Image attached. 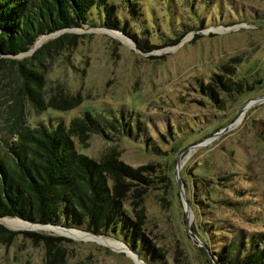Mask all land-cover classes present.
<instances>
[{"label": "rangeland", "instance_id": "obj_1", "mask_svg": "<svg viewBox=\"0 0 264 264\" xmlns=\"http://www.w3.org/2000/svg\"><path fill=\"white\" fill-rule=\"evenodd\" d=\"M108 2L126 32L105 27L103 14L92 7L86 23L44 39L43 44L68 35L30 61L40 76L43 106L39 111L21 96L17 64L0 66V147L3 139L14 140L8 126L16 117L30 126L44 123L54 129L60 123L67 128L86 111L103 119L130 112L131 125L139 122L143 132L134 129L133 136H127L110 129L91 133L84 144L72 139L77 153L98 160L113 149L120 160L139 169L144 179L133 180L126 206L135 213L141 211V231L152 250L129 247L138 253L137 261L127 247L117 246L125 243L116 234L86 231L94 235L88 237L81 230L84 235L76 237L3 222L14 233L9 240H0V264H44V239L25 232L63 238L49 254L58 252L65 264H151L150 260L157 264H215L210 249L188 233L184 199L176 181L178 156L181 189L190 207L193 196L198 199L201 195L200 181L216 187L225 183L241 189L236 190L238 195L252 194L236 209L227 201L237 196L221 188L217 197L229 206L210 208L208 204L204 208L209 210L207 216L223 219L230 230L264 232V99L240 113L245 103L264 96V0ZM132 2L137 3L135 13L130 10ZM41 46L11 58L25 60ZM225 64L232 70L221 69ZM215 74L245 78L248 88L232 100L231 93L217 82L214 100L206 86ZM66 94H79L82 102L69 109L47 106L49 98L61 100ZM219 132L220 137L210 144L181 152ZM191 212L189 229L198 238L193 230L198 217L192 208Z\"/></svg>", "mask_w": 264, "mask_h": 264}, {"label": "trees", "instance_id": "obj_2", "mask_svg": "<svg viewBox=\"0 0 264 264\" xmlns=\"http://www.w3.org/2000/svg\"><path fill=\"white\" fill-rule=\"evenodd\" d=\"M129 6L132 13L138 10L136 2ZM92 7L103 14L105 27L126 32L120 28L114 6L108 0H0V66L17 64L21 96L36 111L43 106V100L38 90L40 76L31 68L30 61L68 35L45 42L25 60H14L11 56L27 51L43 35L86 23ZM231 68L228 64L221 67L226 71H231ZM223 76L215 74L206 86L214 100L217 82L231 93L232 100L248 88L245 78L234 80L224 76L226 79L222 80ZM81 102L79 94H66L61 100L49 98L46 104L69 109ZM132 117L130 112L120 111L111 119H103L86 111L83 116L73 118L67 128L60 123L54 129L44 123L30 126L16 117L8 126L14 140L9 142L3 139L0 147V217H18L24 221L61 225L94 234H116L120 238L117 239L131 249L140 247L152 250L147 246L146 237L141 231V211L135 213L126 206L133 180L144 179L139 169L120 160L113 149L103 153L98 160L77 153L72 139L76 137L84 144L91 133H103L110 129L127 136H133L134 129L143 132L139 122L131 125ZM200 185V199L193 196L190 200L195 217H198L193 230L200 242L210 249L213 263L264 264V232L239 227L227 229L230 228L227 222L209 218V210L204 209L208 204L210 208L230 204L232 206L229 207L237 209L252 193L238 195L236 187L231 189L225 183L216 187L200 181ZM221 188L230 189L237 198L228 200L229 204L222 203L217 197ZM133 191L137 194V187ZM237 191L241 192V189ZM202 218L204 220L200 222ZM13 233L0 224L1 241L9 240ZM25 233L33 238L44 239L47 247L44 264H65L63 259H58V252H53L55 254L51 257L49 254L55 242L63 238L40 236L35 232ZM200 249L205 251L203 247ZM151 255L154 257V252ZM150 261L151 264H157Z\"/></svg>", "mask_w": 264, "mask_h": 264}, {"label": "water", "instance_id": "obj_3", "mask_svg": "<svg viewBox=\"0 0 264 264\" xmlns=\"http://www.w3.org/2000/svg\"><path fill=\"white\" fill-rule=\"evenodd\" d=\"M57 35V33L53 32V33H50V34H46V35H43L41 37H39L35 43L33 44V46L31 47L32 49H28L30 52L34 50V48L40 46L41 44H43L44 42V39L48 38V37H55ZM27 52V51H25ZM264 99V96H260V97H257V98H253L251 99L248 103H245V105L243 106V108L240 110V113L247 109H249L251 106H253L256 102H258L259 100H263ZM239 113V114H240ZM239 117V115H238ZM238 117L231 123H228L224 128H223V131H226L228 129H230L236 122H237V119ZM222 134V132H219L218 134H214L213 136H211L210 138L202 141L201 143H196V144H192L190 146H188L187 148L183 149L181 152L183 153L185 150L187 149H191V148H195V147H200V146H206L208 144H210L211 142H213L215 140V138L217 137H220V135ZM177 166H176V181H177V184L179 185L180 187V191H181V196L183 197L184 199V212H185V215H186V226H187V229H188V233L191 237L195 238L197 241L200 242V240L197 238V236L191 231V229H189V226H190V218H192V212H191V207L189 206V203L188 201L184 198V195H183V191L181 189V178H180V169H179V156L177 158ZM4 217H0V219H2ZM28 224H31V225H35V226H53V227H56V228H59L61 230H78V231H81L80 229H76V228H71V227H65V226H61V225H51V224H41V223H35V222H29V221H26ZM0 224H3L1 221H0ZM4 225V224H3ZM84 234H86L88 237H92L94 235L92 234H89L88 232L86 231H82ZM202 243V242H200ZM125 247H127L129 249V247L125 244H123ZM130 250V249H129ZM130 252L139 260L140 258L138 257V255L136 253H134L132 250H130Z\"/></svg>", "mask_w": 264, "mask_h": 264}, {"label": "bare ground", "instance_id": "obj_4", "mask_svg": "<svg viewBox=\"0 0 264 264\" xmlns=\"http://www.w3.org/2000/svg\"><path fill=\"white\" fill-rule=\"evenodd\" d=\"M242 113H243V111H242ZM0 221L2 223L3 222L6 223L7 225H9L11 227H14V226L17 227V228L35 227V225L28 224L26 221H24V220H22V219H20L18 217L17 218L4 217V218L0 219ZM39 227H41L44 230H48V231L56 230V232H58V233L65 234V235H70V236L80 237V236L84 235L81 231L74 230V229H72V230H61V229L53 227V226H39ZM114 244H116V243H114ZM117 246L120 247V248H126L125 246H122L121 244H117ZM137 261H138V259H137ZM139 264H143V263L140 261Z\"/></svg>", "mask_w": 264, "mask_h": 264}]
</instances>
